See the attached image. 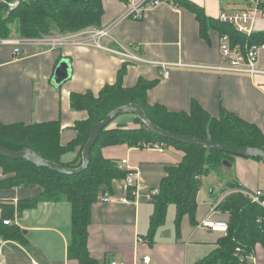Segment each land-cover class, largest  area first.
<instances>
[{
  "label": "crops",
  "instance_id": "crops-1",
  "mask_svg": "<svg viewBox=\"0 0 264 264\" xmlns=\"http://www.w3.org/2000/svg\"><path fill=\"white\" fill-rule=\"evenodd\" d=\"M192 1L212 18L222 9L219 0ZM103 9L101 27L113 26L108 36L99 38V43L111 50L94 45H65L48 50L27 44L19 54H14L12 46H0L1 123L58 119L60 143L65 145L75 137L74 123L87 115L83 110L71 109L70 93H97L105 83L115 81L121 64L127 62L125 86L134 85L139 78L157 80L147 91L149 103L180 111L188 110L191 101H197L212 116H219L224 108L257 124L264 133V47L258 54L261 72L250 75L218 70L215 67L221 63L219 34L212 28L208 30V39L202 37L194 13L187 8L160 5L136 19L122 18L126 11L123 0H103ZM121 52L137 54L144 61L123 57ZM60 59L70 62V73L56 84L52 77ZM126 114L129 113L121 115ZM183 154L171 144L161 148L126 144L102 148L104 157L118 163L126 160L125 170L135 172L136 186L133 198L128 199L124 179H115L112 199L104 201L98 196L92 204L87 240L92 257L107 264L111 260L120 264H194L214 251L223 235L201 227L200 223L205 218L228 220V214L216 207L236 190L227 183L235 182L241 190L264 189V162L234 156L231 167L224 166L217 173L218 189L213 188L201 198L198 191L195 222L183 215L177 235L176 208L168 205L165 221L150 243L146 235L153 204L146 196L165 176V167L179 163ZM77 156L78 148L63 154L61 162H72ZM4 177L0 169V180ZM39 191L37 186L0 188V203L15 206L18 199L34 197ZM14 215L12 223L23 231L26 243L1 240L0 264H31L32 260L39 264H77L67 258L71 232L69 202H40ZM145 256L148 261H143ZM249 260L252 264H264V245L256 243Z\"/></svg>",
  "mask_w": 264,
  "mask_h": 264
},
{
  "label": "trees",
  "instance_id": "trees-1",
  "mask_svg": "<svg viewBox=\"0 0 264 264\" xmlns=\"http://www.w3.org/2000/svg\"><path fill=\"white\" fill-rule=\"evenodd\" d=\"M124 1V0H123ZM194 13L199 24V33L208 39V30L215 29L218 36L228 34L232 45L264 44V29L254 30L249 35L239 33L230 24L220 22L216 17L205 14L200 5L192 0H174ZM103 0H20L9 9L0 2V38L17 35L37 38L45 35L77 32L86 28L101 27ZM12 30L14 34H12ZM59 61V60H58ZM127 62H123L112 83H105L94 93L71 92L70 107L83 110L86 118L74 123L75 137L67 144L60 143V120L35 123H1L0 146L13 151L24 147L33 150L40 158L66 167L76 168L82 163V149L93 125L101 121L111 110L129 104H138L147 117L162 130L212 140L227 145L250 146L264 151V133L259 126L222 108L219 116L210 115L197 101H191L188 110L172 111L159 103H149L147 91L156 79L139 78L132 86H125L123 78ZM116 118L113 117L111 121ZM111 121L99 131L90 148L87 166L78 173L65 174L46 166L36 165L26 159H10L0 155V169L5 175L0 188L37 186L40 191L31 198H20L17 204L0 203V239L26 243L23 231L14 223V212L36 207L40 202L65 200L71 205V232L67 246V258L77 264H107L92 257L88 246V227L91 220V206L98 196L113 193V181L124 179L127 171L118 167L115 159L102 155V148L126 144L129 147L142 146L145 142L175 145L183 151L179 163L165 167L158 193L150 201L153 212L149 219L146 240H153L155 231L166 218L169 204L176 208L175 229L179 233L180 222L187 214L195 222L196 196L201 186V177L211 172L220 174L223 160L234 157L219 150L178 143L148 132L135 117L138 126L133 128L109 127ZM78 148V156L72 162H61V156ZM251 158L263 161L259 156ZM196 176H200L196 178ZM236 189L228 193L217 204V208L228 214L227 232L218 239V247L194 264H252L249 258L240 261L239 255H251L256 243L264 245V207L253 203L235 182L227 183ZM264 190V189H263ZM127 198L132 199V188L126 189ZM240 247L241 253L235 248Z\"/></svg>",
  "mask_w": 264,
  "mask_h": 264
},
{
  "label": "built area",
  "instance_id": "built-area-1",
  "mask_svg": "<svg viewBox=\"0 0 264 264\" xmlns=\"http://www.w3.org/2000/svg\"><path fill=\"white\" fill-rule=\"evenodd\" d=\"M126 2V11L122 18H140L147 10L154 9L160 5H166L170 8H178L179 6L174 0H124ZM1 3L5 4L10 9L17 5L16 2L11 0H0ZM216 18L226 24H230L239 33L249 35L255 29V25L258 21L264 20V0H248L247 5L242 8H232L230 10L220 9ZM113 26V25H112ZM112 26L101 27L94 29H83L77 32H71L66 34H55L45 35L37 38H25L20 36H13L8 38H0V46L10 45L13 48L14 54H19L20 49L27 44L40 45L47 48L48 50L57 48L58 46L65 45H94L100 48L111 50L108 47L103 46L99 43V38L108 36L109 30ZM264 47V44L260 45H244L243 47L239 44L232 45L228 34L223 33L219 36V52L221 63L215 68L218 70H224L229 72L241 73V74H256L261 72L258 68V54L260 49ZM123 57L144 61L139 55L121 52ZM161 65L163 63L158 62ZM164 75H168V70L164 71ZM162 143L158 142H145L142 147L161 148ZM126 160H122L118 163V167L125 170ZM127 174L124 178V184L126 189L132 188V194L135 192V172L130 169H126ZM199 176H196L198 178ZM241 192L250 199L251 202L256 203L264 207V190H241ZM158 193V188L154 187L149 190L147 199ZM104 201H108L111 195L105 193L100 195ZM15 219V218H14ZM5 224H9L12 220H4ZM200 226L209 229L213 232L226 233L227 222L222 220H215L211 218H205L201 221ZM141 240V238H138ZM241 248L236 247L235 252L241 253ZM251 255H239V260L243 261L244 258H249ZM149 257H143V261H148ZM31 264H39L37 261L32 260ZM108 264H120L115 260H111Z\"/></svg>",
  "mask_w": 264,
  "mask_h": 264
},
{
  "label": "water",
  "instance_id": "water-1",
  "mask_svg": "<svg viewBox=\"0 0 264 264\" xmlns=\"http://www.w3.org/2000/svg\"><path fill=\"white\" fill-rule=\"evenodd\" d=\"M69 73H70V62L67 59H60L57 62L54 75L52 77V81L56 84H59L69 76ZM124 113L135 114V116H137V118L140 120L143 127L148 132L156 136H161L163 138L176 141L178 143L191 144V145L219 150L224 153L231 154L233 156H240V157L259 156L262 158L264 162V151L255 147L227 145L212 140L197 139L192 136L182 135V134H177L162 130L147 117L143 109L136 103H129L111 110L109 113L106 114V116L101 121L93 125V127L89 132L88 139L82 149V163L76 168L66 167L61 164L42 159L33 150L27 147H24L18 151H13L3 146H0V155L10 159H26L36 165L46 166L60 173H65V174L78 173L87 166L90 148L93 145L99 131L103 129L111 121L113 117ZM222 164L226 167H231V162L229 160L226 159L223 160ZM212 190L213 189H211L210 192H212Z\"/></svg>",
  "mask_w": 264,
  "mask_h": 264
},
{
  "label": "rangeland",
  "instance_id": "rangeland-1",
  "mask_svg": "<svg viewBox=\"0 0 264 264\" xmlns=\"http://www.w3.org/2000/svg\"><path fill=\"white\" fill-rule=\"evenodd\" d=\"M13 2H16L17 4L19 3L20 0H11ZM247 1L248 0H219L218 5L219 7H221L222 9H227L230 10L232 8H242L245 7L247 5ZM15 7V6H14ZM9 8V7H8ZM10 9V8H9ZM263 29L264 28V22H258L255 25V29ZM71 33V32H68ZM12 34H14V31L12 30ZM66 34V33H63ZM13 36H17V35H12ZM135 114L129 113L126 115H118L116 116V118H114L111 123L109 124V127H124V128H133V127H137L138 124L135 121ZM200 177V176H199ZM220 186L218 177H217V173L216 172H211L206 176H202V180H201V186H200V190H199V198H201V196L203 194L208 195L210 193V190L215 188L218 189V187ZM173 205L174 204H169ZM3 239H0V241Z\"/></svg>",
  "mask_w": 264,
  "mask_h": 264
}]
</instances>
